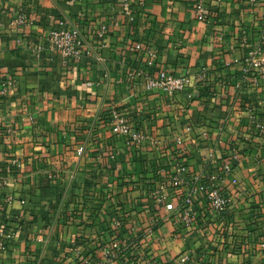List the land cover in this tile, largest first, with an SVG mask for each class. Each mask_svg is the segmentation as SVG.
Instances as JSON below:
<instances>
[{"label":"crops","instance_id":"crops-1","mask_svg":"<svg viewBox=\"0 0 264 264\" xmlns=\"http://www.w3.org/2000/svg\"><path fill=\"white\" fill-rule=\"evenodd\" d=\"M62 16L86 41L71 61L48 47ZM136 41L157 50L154 69L128 51ZM258 45L264 0H0V264H84L108 247L118 264H264V74L244 62ZM157 71L186 87L148 91ZM114 112L138 140L112 133ZM230 157L234 172L211 182ZM209 187L228 193L223 214Z\"/></svg>","mask_w":264,"mask_h":264},{"label":"built area","instance_id":"built-area-1","mask_svg":"<svg viewBox=\"0 0 264 264\" xmlns=\"http://www.w3.org/2000/svg\"><path fill=\"white\" fill-rule=\"evenodd\" d=\"M128 6V3H125V7ZM196 14L197 18L202 20L206 14V10L202 6L197 5ZM24 18L25 17L23 15H20L18 18V23H22ZM104 32L105 29L101 28L98 32L99 36H102ZM47 42L49 49L57 53L64 61L78 59L82 55L83 50L86 48V41L81 29L73 20H70L64 16L59 18L55 25L49 30ZM128 51L138 55L146 56L144 67L150 70L154 69L157 56V50L154 47H146L142 41H136L128 46ZM244 62L246 69L250 72L255 74H264V48L259 45L251 48ZM141 70L142 69L139 68L136 71H132L129 74L130 79L135 81V76L143 74ZM144 78L146 80L145 87L148 91L157 89L167 97H173L175 94L182 91L187 84L186 77L175 76L164 71H157L156 73L150 74L145 72ZM113 115L114 116L111 117V121L109 122L112 133L117 136H128V138L134 141L139 139V135L137 133L130 132L131 123L129 118L123 114H117L115 112ZM186 129L189 130L188 127ZM7 134H15V131L13 129H8ZM209 158H212V155H209ZM234 161V157L233 159L232 157L225 159L223 164L218 168L217 172L210 174L209 180L214 182L221 177L227 178L230 176L234 172ZM19 167V162L17 160H13L11 162V166L6 168V172L8 174L13 173L15 172V169H18ZM185 171L186 167L183 163L178 165L173 175H171L168 185L172 187H178L182 182V175L185 173ZM10 181V178L6 176L0 177V190L6 189ZM193 181L194 183H198L199 178L196 177ZM195 194L196 188L191 187L183 199V206L187 208V211L193 204V197ZM3 199L7 203L17 200L19 205L22 207L26 205L25 198H16V196L12 194L4 195ZM205 203L210 212L221 214L229 207L231 201L228 193L224 190L209 187L208 190L205 191ZM165 208L168 211H172L174 210V205L172 203H167ZM115 224L118 227L120 226L119 222H116ZM124 243L125 239H122L117 243V245H123ZM2 245L3 241L0 240V247ZM118 250L119 249H112L111 247H108L103 251L104 258L102 260H87L84 264H118L116 263ZM188 260L189 256L186 255L182 257L177 264H186Z\"/></svg>","mask_w":264,"mask_h":264},{"label":"trees","instance_id":"trees-1","mask_svg":"<svg viewBox=\"0 0 264 264\" xmlns=\"http://www.w3.org/2000/svg\"><path fill=\"white\" fill-rule=\"evenodd\" d=\"M221 214H223V212Z\"/></svg>","mask_w":264,"mask_h":264}]
</instances>
